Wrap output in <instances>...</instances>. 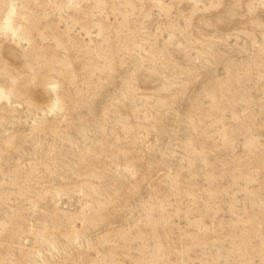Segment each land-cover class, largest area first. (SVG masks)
I'll list each match as a JSON object with an SVG mask.
<instances>
[{"label": "rangeland", "instance_id": "1", "mask_svg": "<svg viewBox=\"0 0 264 264\" xmlns=\"http://www.w3.org/2000/svg\"><path fill=\"white\" fill-rule=\"evenodd\" d=\"M0 264H264V0H0Z\"/></svg>", "mask_w": 264, "mask_h": 264}]
</instances>
